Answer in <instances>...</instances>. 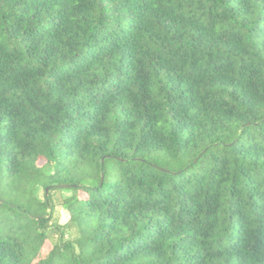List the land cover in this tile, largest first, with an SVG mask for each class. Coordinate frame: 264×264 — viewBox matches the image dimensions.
Returning <instances> with one entry per match:
<instances>
[{"label": "trees", "instance_id": "obj_1", "mask_svg": "<svg viewBox=\"0 0 264 264\" xmlns=\"http://www.w3.org/2000/svg\"><path fill=\"white\" fill-rule=\"evenodd\" d=\"M0 264H264V0H0Z\"/></svg>", "mask_w": 264, "mask_h": 264}, {"label": "rangeland", "instance_id": "obj_2", "mask_svg": "<svg viewBox=\"0 0 264 264\" xmlns=\"http://www.w3.org/2000/svg\"><path fill=\"white\" fill-rule=\"evenodd\" d=\"M69 192H67V191H64V194H68ZM39 195L41 196L42 195V192H41V190L39 191ZM57 213H58V218H59V221L61 222V223H65L67 220H68V213L64 210V209H62L61 207H59V206H57ZM72 234V233H71ZM73 235V234H72Z\"/></svg>", "mask_w": 264, "mask_h": 264}]
</instances>
